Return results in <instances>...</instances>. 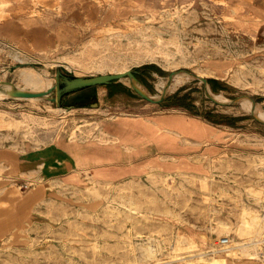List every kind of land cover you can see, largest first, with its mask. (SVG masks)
I'll use <instances>...</instances> for the list:
<instances>
[{
  "label": "rangeland",
  "instance_id": "374dc122",
  "mask_svg": "<svg viewBox=\"0 0 264 264\" xmlns=\"http://www.w3.org/2000/svg\"><path fill=\"white\" fill-rule=\"evenodd\" d=\"M75 1L0 0V144L92 138V119L119 115L60 110L8 95L13 88H50L57 69L75 77L131 70L155 99L170 74L185 82L156 105L115 81L111 90L127 89L138 105L118 112L185 108L225 122V151L202 161L200 174L75 186L1 179L0 264H264V0ZM21 68L35 72L23 82ZM222 237L229 249L209 253Z\"/></svg>",
  "mask_w": 264,
  "mask_h": 264
},
{
  "label": "crops",
  "instance_id": "0c3cea01",
  "mask_svg": "<svg viewBox=\"0 0 264 264\" xmlns=\"http://www.w3.org/2000/svg\"><path fill=\"white\" fill-rule=\"evenodd\" d=\"M80 2L75 1L74 6H79ZM0 32L4 33V26H0ZM16 33L32 38V32ZM114 83L101 86L107 88L96 97L65 104L67 97L64 102V105L76 106L65 109L67 111L116 110L115 114L119 115L92 119L96 124L92 138L58 137L40 146L31 142L21 147L0 144V180L10 178L31 184L58 181L75 186L87 179L118 184L151 173L200 174L204 170L202 161L216 158L225 151L226 138L219 129L226 127L225 122L209 123L188 114L185 108L176 113L118 112L137 109L138 105L127 89L111 90ZM163 100L159 104H164ZM93 102L97 103L96 107H81ZM169 106L182 108L172 103Z\"/></svg>",
  "mask_w": 264,
  "mask_h": 264
},
{
  "label": "water",
  "instance_id": "95a60500",
  "mask_svg": "<svg viewBox=\"0 0 264 264\" xmlns=\"http://www.w3.org/2000/svg\"><path fill=\"white\" fill-rule=\"evenodd\" d=\"M173 73L168 76V82L172 79ZM128 77L130 80V87L131 89L142 99L153 103L159 104L165 97V90L161 94L158 99H153L148 96L144 91L136 86L138 80L136 79L134 71L127 70L121 73L115 74H101L96 76H88V77H75L69 76L62 73L61 70L57 69L54 75V84L48 88L47 90L40 91V92H29V91H22L16 88H13L9 93L10 96L18 97V98H42L48 95H53V97L48 98V101L54 103L57 108H64L70 110L75 108V105H64V102L68 95L80 92L89 88H93L96 86H104L109 85L115 81H119L121 78ZM201 80L204 86L208 85V81L204 78L199 76H194ZM209 96V95H208ZM97 103L93 102L88 105H81V107H96ZM260 121V120H258ZM262 122V121H260ZM264 123V122H262Z\"/></svg>",
  "mask_w": 264,
  "mask_h": 264
},
{
  "label": "bare ground",
  "instance_id": "6f19581e",
  "mask_svg": "<svg viewBox=\"0 0 264 264\" xmlns=\"http://www.w3.org/2000/svg\"><path fill=\"white\" fill-rule=\"evenodd\" d=\"M22 62V61H21ZM14 68V67H13ZM20 72H21V74L23 75V82L24 81H27V78H31L32 76H33V72H35V71H32L31 69H29V68H21L20 69ZM125 72V71H124ZM28 74V75H27ZM124 78H128V77H124ZM121 79H123V78H121ZM121 79L119 80V81H121ZM129 79V78H128ZM34 80V78H32V81ZM54 82H55V80H54ZM123 82L124 83H126V84H128L129 86H130V80H123ZM182 82H185L184 81V79H179V78H177V77H173L169 82L167 81L166 83H163V82H161L159 85H158V87H157V91L158 92H160V93H163L164 92V90H165V92L167 93V92H169V91H172L173 89H176ZM138 84L139 83H136V86L138 87ZM180 87V86H179ZM49 88V86H44V88L42 89V90H35V89H32V90H29V92H40V91H44V90H47ZM145 88V87H144ZM144 88L143 87H141V89H143L144 90ZM18 90H22V91H25L26 89H24V88H17ZM27 89H29V88H27ZM1 92H2V89H0V95H1ZM11 92V90L9 91V93ZM144 92L146 93V91L144 90ZM8 93V95H10ZM147 94V93H146ZM148 95V94H147ZM148 96H150L151 98H153V99H155V97L154 96H152V95H148ZM42 98H44V99H46V100H48V98H49V95L48 96H46V97H42ZM42 98H28L29 100H36V99H42ZM222 98V100L224 101V102H226V103H229V100L227 99V98H223V97H221ZM25 99V98H24ZM27 99V98H26ZM240 104L241 105H243L244 103H242V102H240ZM57 109H62V108H57ZM66 112V111H65ZM35 194V193H34ZM28 201V200H27ZM219 224H221V223H219ZM213 225V224H212ZM225 226V224H223L221 227L223 228ZM218 227H220V226H218ZM234 241V240H233ZM246 245H248V244H246ZM254 246V245H253ZM248 248H250V246H245L244 248H242L243 250H245V249H248Z\"/></svg>",
  "mask_w": 264,
  "mask_h": 264
},
{
  "label": "built area",
  "instance_id": "2783aa9c",
  "mask_svg": "<svg viewBox=\"0 0 264 264\" xmlns=\"http://www.w3.org/2000/svg\"><path fill=\"white\" fill-rule=\"evenodd\" d=\"M264 242V241H262ZM229 239L228 237H222L219 238L216 242V244H214L215 246H213L209 253L211 254H215V253H223L224 251H227L229 249ZM252 244H254V242H252Z\"/></svg>",
  "mask_w": 264,
  "mask_h": 264
}]
</instances>
